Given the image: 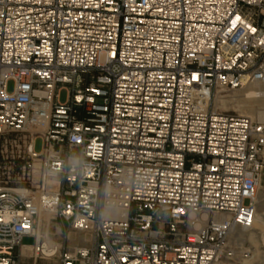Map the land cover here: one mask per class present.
<instances>
[{"label": "built area", "instance_id": "1", "mask_svg": "<svg viewBox=\"0 0 264 264\" xmlns=\"http://www.w3.org/2000/svg\"><path fill=\"white\" fill-rule=\"evenodd\" d=\"M256 82L264 0H0V264L250 257L264 123L211 106ZM42 210L91 243L48 247Z\"/></svg>", "mask_w": 264, "mask_h": 264}, {"label": "bare ground", "instance_id": "2", "mask_svg": "<svg viewBox=\"0 0 264 264\" xmlns=\"http://www.w3.org/2000/svg\"><path fill=\"white\" fill-rule=\"evenodd\" d=\"M257 84L259 82H256ZM255 83H249L241 88L242 94L240 96L237 95H228L222 94L221 89L215 98V102H219L221 104L220 108L226 109L229 105L237 107L238 111L243 114H254L258 109L264 105V89L261 87L256 86ZM262 120H264V110H259L257 112ZM263 175L262 180L259 186V198H258V208L257 214L255 217V221L252 228L243 229L238 228L233 237L236 240H246L248 239L249 243L251 244V252L253 255H250L248 258L241 259L239 264H264V198L262 192L260 190L262 182H263ZM52 187H57L56 181H51ZM48 216H54L53 211L42 210L40 214V223L36 230V233L39 237H44L45 243L48 247L54 246L56 242H54L47 232L45 235L42 234L41 227L44 222L48 221ZM32 247L28 246L23 249V254L32 255L33 251Z\"/></svg>", "mask_w": 264, "mask_h": 264}, {"label": "rangeland", "instance_id": "3", "mask_svg": "<svg viewBox=\"0 0 264 264\" xmlns=\"http://www.w3.org/2000/svg\"><path fill=\"white\" fill-rule=\"evenodd\" d=\"M257 84V83H255ZM259 85V86H258ZM256 86L261 87L264 89V83H258ZM10 89H12V84L10 85ZM221 89L217 90L215 93L216 94L220 91ZM241 89H236V90H232V89H224L222 92V94H228V95H237L240 96L242 94V92L240 91ZM213 99L212 102V108L218 111H222V112H229V113H237V114H241V115H246L248 117H250L255 123H264V120H262L259 116V114L257 113L259 110H264V105L261 107V109H258L256 112H254V114H243L241 112L238 111L237 107H234L231 105L228 106V108L226 109H222L220 108L221 104L218 102H215V97ZM67 99V90H62L61 92V100L65 101ZM43 148V142L41 138H38L36 140L35 143V149L36 151H41ZM263 180H264V172H263ZM263 198H264V181L262 182L261 188H260ZM61 219L55 216H48V221L44 222V224L41 227L42 230V234L45 235L47 232L49 233L50 238L58 243V244H64V245H69V246H75L77 244H83V245H88L90 244V239H89V235H83L81 234L79 236V234H77L76 231H74L71 228H62V224H61ZM60 228L62 230H60ZM233 240L235 241H239L241 243H244L246 248H249L251 250V244L249 243L248 239L246 240H236V238L233 237ZM34 237H30V236H26L23 238V242L27 245L33 244L34 243ZM23 252V251H22ZM251 255H253V253L251 252ZM20 264H34V256L33 253L32 255H26L23 254L20 258ZM37 264H58L57 259L53 260V261H47V260H43V259H39Z\"/></svg>", "mask_w": 264, "mask_h": 264}, {"label": "crops", "instance_id": "4", "mask_svg": "<svg viewBox=\"0 0 264 264\" xmlns=\"http://www.w3.org/2000/svg\"><path fill=\"white\" fill-rule=\"evenodd\" d=\"M61 221H62V220H61ZM61 224H62V228H64V229L68 228V229H69L68 224H67L66 222L62 221ZM60 230H62V229L60 228ZM77 234H79V236L81 235L80 233H77ZM62 245H63L64 247H66V248H73V247H75V246L83 245V244H77V245H75V246H69V245H64V244H62Z\"/></svg>", "mask_w": 264, "mask_h": 264}]
</instances>
